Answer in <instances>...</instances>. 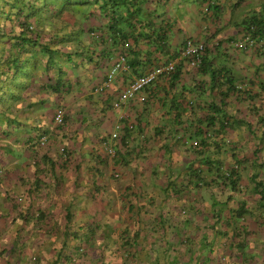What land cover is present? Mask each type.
Returning <instances> with one entry per match:
<instances>
[{
	"label": "crops",
	"instance_id": "1",
	"mask_svg": "<svg viewBox=\"0 0 264 264\" xmlns=\"http://www.w3.org/2000/svg\"><path fill=\"white\" fill-rule=\"evenodd\" d=\"M263 2L218 0L215 13L199 0H149V18H169L176 67L185 38L209 51L202 67L182 62L120 109V92L161 58L146 40L138 71L108 83L116 41L109 28L85 36L93 55L63 63L60 91L36 60L47 59L44 39L27 40L36 67L6 69L9 44L29 33L3 20L13 38L0 64V264H264V50L243 22Z\"/></svg>",
	"mask_w": 264,
	"mask_h": 264
},
{
	"label": "trees",
	"instance_id": "2",
	"mask_svg": "<svg viewBox=\"0 0 264 264\" xmlns=\"http://www.w3.org/2000/svg\"><path fill=\"white\" fill-rule=\"evenodd\" d=\"M148 1L0 0V12H2L0 13V23L3 20L14 21L18 19L22 26L25 27L24 31L29 33L28 36L25 35L26 37L23 38L17 36L15 47L18 48L14 51H11L12 44L11 46L9 44L8 57L5 58V63H7L6 69L19 71L24 68L23 64L25 65L26 63L25 67H36V63L30 62L29 59H24V55L28 51L27 45L29 43L27 40L32 42L37 39H44L45 42L38 43L37 50L39 48L40 53H45L47 59L42 61L37 57L36 60L41 62V65L50 71L46 75H50L48 77L49 80L55 83L52 84L53 89L61 91L65 89L63 63L65 61L72 62V58L77 56L92 57L93 53H89L90 45L86 44L85 36L92 39L93 35H97L96 32L98 30L104 32L105 28H109L110 32L108 35L116 41L117 47L115 52L118 53V56L120 54L124 56L128 67L132 68L134 72L138 71L137 66L140 64V60L142 61L139 55L142 46L146 45L145 42L147 43L145 48L147 53H152L148 51L149 46L152 45L154 48L153 54L157 53L158 56L161 55L160 59L157 58V64L153 69L168 65L169 63L173 64L171 71L163 74L150 87H146L147 89L152 88L161 78H172L177 68L182 66V62L186 61L192 65L191 63L195 60L196 56H199L200 61L198 64L192 65V67H202L209 47L204 42L192 38H185L181 46L183 59L176 67L174 58L179 52L172 51L168 43L169 37H167L169 27L165 28L169 24V18L166 17L165 13L160 15L158 13L152 14L151 16L155 20L149 18V14L147 15L144 10V6ZM199 1L205 6L206 11L212 10L215 13L219 11L220 4L218 0ZM32 18L34 20H31ZM243 22L249 39L256 43L262 41L264 50V2L261 3L259 8L250 17H245ZM128 28H131V31ZM3 36H7L8 39L7 41L0 42V64L4 61L3 55L5 54L4 47L7 44L6 42L10 43L13 38L12 35L9 37L7 34L0 32V38ZM144 40L146 41L144 42ZM188 42L193 44L200 43L203 45V49L198 54L196 52L184 54ZM160 62L161 64H158ZM63 123L57 125L62 126ZM214 125L215 117H212L209 126ZM201 178L203 180L202 176L198 177V179ZM224 178L233 186L236 185L237 178L234 171L230 172L229 177L225 176Z\"/></svg>",
	"mask_w": 264,
	"mask_h": 264
},
{
	"label": "built area",
	"instance_id": "3",
	"mask_svg": "<svg viewBox=\"0 0 264 264\" xmlns=\"http://www.w3.org/2000/svg\"><path fill=\"white\" fill-rule=\"evenodd\" d=\"M246 40L250 42L252 41L251 39H249V36L246 37ZM241 44L242 43L237 44V47L242 48L243 46ZM202 49H203L202 44L200 43L193 44L191 42H188L184 54L192 53V52H196V54H198V52ZM199 61H200L199 56H196L195 60H193L191 64L192 65L198 64ZM127 69H129V67L126 63V60L124 56L120 54L117 60L113 63V65L107 72V77H108L107 82L110 83L115 77V74L119 70H127ZM172 69H173V64L169 63L168 65L152 69L148 73L146 72L141 75L135 76V78L129 83L127 88L122 92H120L118 98L114 100L113 106L117 109H120L123 104L135 98L138 93L142 92L146 87L147 88L150 87L153 83H155V81L159 77H161L165 73H168ZM144 99L145 97L143 98V100ZM62 122H63V111L62 109H58L54 115V123L55 125H57V124H61ZM116 137H117L116 132H113L110 136L111 139H115ZM46 142H47V136L45 135L41 136L40 139L38 140V143L40 145L46 144ZM106 148L109 153L114 154V148L112 147L111 144H107ZM3 173H4L3 170H0V176L3 175Z\"/></svg>",
	"mask_w": 264,
	"mask_h": 264
},
{
	"label": "rangeland",
	"instance_id": "4",
	"mask_svg": "<svg viewBox=\"0 0 264 264\" xmlns=\"http://www.w3.org/2000/svg\"><path fill=\"white\" fill-rule=\"evenodd\" d=\"M251 7H253V6H251ZM246 12V10H244L243 11V14L242 15H244V13ZM0 13H2V12H0ZM1 17V16H0ZM3 22H10V21H8V20H6V21H3ZM110 129H111V123H104V124H102V126H101V131H100V134H102V133H105V134H103V137L104 136H106V134H109V132H110ZM62 226V225H61ZM34 231H36V230H34ZM34 231H33V233H34ZM34 235H36V234H34ZM42 236H37V237H33L32 238V241H34V243L36 244L38 241H41L42 240V238H41ZM50 237V236H49ZM48 237V238H49ZM43 239L44 240H46L44 237H43ZM50 239V238H49ZM38 247H40V245H38ZM42 248V247H41ZM81 250V248L79 249H76L75 251L77 252V255H79V254H86V252L88 251V246L84 243V246H83V244H82V251H80ZM34 255V254H33ZM69 255V257H74V258H76L77 256H75L74 254H68ZM79 263H81L80 261H79Z\"/></svg>",
	"mask_w": 264,
	"mask_h": 264
}]
</instances>
